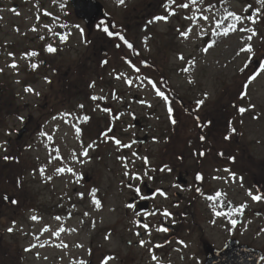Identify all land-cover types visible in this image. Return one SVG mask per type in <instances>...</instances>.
Instances as JSON below:
<instances>
[{"label":"flooded vegetation","instance_id":"1","mask_svg":"<svg viewBox=\"0 0 264 264\" xmlns=\"http://www.w3.org/2000/svg\"><path fill=\"white\" fill-rule=\"evenodd\" d=\"M169 1L173 0H151L141 8L135 7L125 18L98 19L90 26L75 18L72 0L0 2V38L8 37L7 27L18 19L21 28L14 24L11 30L15 37L33 34L41 24L52 23L55 26L48 25L51 30L48 38L54 39L57 28L61 27L57 35L63 37L66 49L65 42L70 35L66 26L74 18V22L83 25L80 43L86 47L72 65L64 59L48 60L38 49L33 64L36 67L15 63L14 68L5 62L0 72V264H21L16 254L22 252L21 244L30 238L34 247L42 245L41 229L48 226L43 217L56 207L50 200L57 191L56 179L48 175L46 166L54 162L62 167V173L71 174L72 137L62 133L72 113L77 116L78 110L86 112L94 102L98 103L96 97L80 98L74 106L81 108H72V94L85 92L89 87L96 89L98 84L103 86L105 93L122 101L124 111L112 114L109 119L134 121L140 129L135 137L145 131L147 143L151 141L149 131L143 128L145 123L137 125L135 113L128 114L132 98L138 97L135 90L139 87L132 81L120 82V78L114 77L117 71L122 72L120 53L125 58L121 60L123 67H131L135 62L136 27L153 18ZM31 20L35 26L23 30L22 22ZM105 28L112 35L108 37ZM126 37L131 47L124 55L126 51L120 39L125 42ZM18 40L10 43L17 46ZM110 70L114 71L112 77ZM140 85L163 93V96L159 94L162 100L173 106L170 105L171 114L163 130L167 142L152 174L122 180L119 189L114 190L118 197L115 206L118 221L111 246L105 251L99 241L100 230L94 232L96 236L89 242L79 241L69 246L74 251L80 250L75 257L77 264H105V261L107 264H264V199L254 201L248 195L251 192L264 197V158L259 159V154L264 152V141H261L264 135L255 136L243 124L246 118L259 120V108L247 102L242 104L246 100L242 97H231L230 93L238 95L242 90L227 91L225 97L197 104L191 99L185 101L182 92L169 79ZM29 87L32 92L26 91ZM30 96L36 98L31 100ZM240 108L246 109L244 117ZM185 110L190 114L186 115ZM185 118H191L192 123L185 122ZM103 121L89 110L87 120L80 128L77 126L82 138L80 187L86 192L89 188L92 201L99 203L104 198L99 170L103 165L104 146L116 143L114 138L119 131L128 132L117 127L112 131L100 128ZM190 127L194 132L185 134ZM123 134L119 149H113L114 160L119 159L117 154L143 147L135 143V137L131 138L135 144H130ZM29 142L31 160L26 156ZM88 161L95 163L87 165ZM198 176L203 179H197ZM65 188V197L69 198L70 185ZM77 191L78 187L74 186V192ZM209 196L214 199L209 200ZM165 211L170 215L165 216ZM25 227H31L32 233ZM161 227L168 230L159 231ZM60 255H54L57 262Z\"/></svg>","mask_w":264,"mask_h":264},{"label":"rangeland","instance_id":"2","mask_svg":"<svg viewBox=\"0 0 264 264\" xmlns=\"http://www.w3.org/2000/svg\"><path fill=\"white\" fill-rule=\"evenodd\" d=\"M14 1L22 3L34 0ZM102 1L107 14L114 19L125 18L134 11L135 7L141 8L146 2H151V0H124L121 4L119 0ZM0 2H11V0H0ZM183 4H187L188 7H182ZM164 5L159 10L158 17L166 19H157L155 16L148 22L139 23L140 25L136 27V46L140 56L152 59L153 68L148 70H159V74H164L174 84V87L182 92L185 101L191 99L197 104H201L200 101L204 104L214 98L225 97L227 91L242 90L238 95L230 93L231 97H242L246 99L242 101V104L247 102L253 108H259L258 114H261L259 120L246 118L243 124L244 128L251 130L250 133L254 132L255 136L261 138L264 135V70H262L264 61L261 69L257 70L258 73L253 72L254 69L250 66H253L255 59L264 60V2L262 0H197L196 3H192V0H181V2L173 0ZM33 23L34 20L27 23L22 22V29L33 28L35 26ZM14 24H18L21 28V20L18 19L17 22H13L12 26L7 27L5 32L8 37L5 35L0 38V70H2L0 72H3L6 63L7 65L15 63L24 66L33 65L37 54L32 55V53H36L38 49L45 54L42 53L48 60L63 61L64 59L68 65H72L77 60L76 58L83 55L86 50L84 44L80 43L83 25L74 22V18L73 22L66 26L70 32L65 42L68 44L66 49L63 46V39L57 35L61 33V27L57 28L54 39L48 38L51 34L49 26H55V24H48L49 26L41 24L39 30L25 37L21 35L15 37L11 31ZM225 32L228 34L225 35ZM249 36L252 37L251 40L248 39ZM16 39H19L17 46L10 43ZM11 45H13L12 48ZM247 45H251V53L240 51ZM49 46L56 51L49 52L47 50ZM126 53L128 54V51L124 52V55ZM121 54L118 58L122 72L117 71L114 78H120V82L132 81L136 87H139L135 90L138 94L137 99L133 100L130 105L131 110L126 112L130 114L133 111L135 118L145 123L143 128L149 131L151 141L142 148L135 147V150L131 149L129 152L121 153L118 161L114 160L116 153L113 150L114 148L119 149L118 144L109 142V146L103 153V165L99 168L100 173L102 172L104 190L103 202H100L99 206L95 203L97 200L92 201L89 188L87 192L81 190L83 169H80V161H82L80 160L82 147L80 140L82 138L77 126L80 128L81 124L87 120L89 110L97 115L98 120L107 119L117 110L124 113L120 99H111L105 90L101 89L103 86L98 84L93 90L99 97L98 104L89 106L86 112L78 110L77 116L72 113L62 133V136L70 134L72 137L70 142L73 160L71 162L74 165L71 174L59 171L62 167L54 162L46 166L48 175L50 173L56 179L57 191L50 200L51 204L56 207L52 208L53 212L43 217L44 223L48 226L41 229L42 245L34 247L32 238L21 244L24 248L21 249L20 254H16L21 264H77L78 259L75 257L80 250L75 249L74 251L72 247L79 241L89 242L90 238L96 236L94 232L99 230L102 232L99 241L106 251L115 241L113 231L117 225L116 220L118 221V215L115 212L118 197L114 190L119 189L118 184L122 180L143 178L153 173L155 162L167 142L163 130L168 124L167 121L171 114L169 109L172 105L165 103L154 88L141 87L140 84L152 82L151 75L154 72L143 71L140 74L142 70L134 67L137 63H133L131 67H123L121 60L125 58L120 57ZM66 69L67 65L63 71ZM113 72L110 70L109 76L113 75ZM1 78L0 74V80ZM179 86L181 89L178 88ZM43 91L44 89H40V92ZM85 96L87 97V94H72V108L80 109L81 106L74 105H77L79 99ZM29 98L33 100L36 97L30 96ZM189 107L192 108L190 105ZM242 116L244 117V113ZM105 124L104 120L100 128L110 130L115 126L119 130L128 131L125 134L119 131L115 136V141H122L123 134L130 144L133 143L131 138H134L140 130L130 119L109 122L108 126ZM144 132L140 133L141 136ZM63 139L66 140V137ZM261 141H264V137ZM30 143H28L29 150L26 153L29 160L33 156ZM262 158H264V152L259 154V159ZM94 163L88 161L87 165H94ZM66 185H70L69 198L65 197ZM74 186L78 187L77 192H74ZM249 203L252 204L250 200ZM25 230L31 233L33 231L31 227H25ZM64 244L65 247L62 246ZM70 245L71 248H69ZM15 253H18V250H15ZM58 253L61 254L60 262H57L58 260L55 259L57 257L54 256Z\"/></svg>","mask_w":264,"mask_h":264},{"label":"snow or ice","instance_id":"3","mask_svg":"<svg viewBox=\"0 0 264 264\" xmlns=\"http://www.w3.org/2000/svg\"><path fill=\"white\" fill-rule=\"evenodd\" d=\"M119 2L122 4L123 2H124V0H119ZM197 2V0H192V3H196ZM262 2H264V0H262ZM182 7H188V5L187 4H183V5H181ZM234 15V14H233ZM157 19H166V18H164V17H157ZM235 19H239V17H235ZM33 30H35V29H33ZM104 31L105 32H108V29L107 28H105L104 29ZM109 35H112V33H108ZM225 35H227L228 33L227 32H225L224 33ZM253 35H255V33H253ZM122 38V37H121ZM62 39H63V37H62ZM248 39L249 40H251L252 39V37L251 36H249L248 37ZM129 47H131V45H129ZM49 52H55L56 51V49H54V48H52L51 46H49L48 47V49H47ZM240 51H247V52H249V53H251L252 52V47H251V45H247L246 47H244V48H241L240 49ZM32 55H36V53H32ZM12 67H16V65L15 64H13L12 65ZM33 67H36L35 65H33ZM262 70H264V69H262ZM0 71H2V70H0ZM255 77H253V79H254ZM26 91H28V92H32L33 91V89H31L30 87L29 88H27L26 89ZM161 96H163V93H159ZM165 99H167L166 97H164ZM199 103H203V101H200ZM169 111H171V109H169ZM239 111H240V113L241 114H243L245 111H246V109L245 108H240L239 109ZM173 123H175V120H173ZM233 131H235L234 129H233ZM202 139H203V137H202ZM116 143L117 144H120V142L119 141H116ZM87 153H85V155H86ZM163 170V169H162ZM59 171H63V169H60ZM227 171V170H226ZM197 179H203V177L202 176H198L197 177ZM233 180H235V176L233 175ZM137 191H139V190H137ZM217 195H223V194H217ZM248 195L249 196H251V198L254 200V201H260L261 199H264V197H262L261 195H253L251 192H249L248 193ZM208 199L209 200H212V199H214V197H212V196H209L208 197ZM95 203L99 206V201H95ZM128 207H133L132 205H128ZM165 216H169L170 215V213H168V212H164L163 213ZM217 215H220V213H217ZM33 219H36V217H33ZM57 219H59V218H57ZM232 223L233 224H235V221H232ZM145 227H147V225H145ZM12 229H9V231H11ZM159 231H162V232H166L168 229L167 228H164V227H161L160 229H158ZM141 243H143V242H141ZM159 247V246H158ZM153 259H155V257H153ZM105 264H107V261H105Z\"/></svg>","mask_w":264,"mask_h":264},{"label":"water","instance_id":"4","mask_svg":"<svg viewBox=\"0 0 264 264\" xmlns=\"http://www.w3.org/2000/svg\"><path fill=\"white\" fill-rule=\"evenodd\" d=\"M76 14L79 18H84L88 24H93L99 17L105 16V9L96 0H73ZM147 138L140 139L145 142Z\"/></svg>","mask_w":264,"mask_h":264},{"label":"trees","instance_id":"5","mask_svg":"<svg viewBox=\"0 0 264 264\" xmlns=\"http://www.w3.org/2000/svg\"><path fill=\"white\" fill-rule=\"evenodd\" d=\"M142 58H140V60H141Z\"/></svg>","mask_w":264,"mask_h":264}]
</instances>
